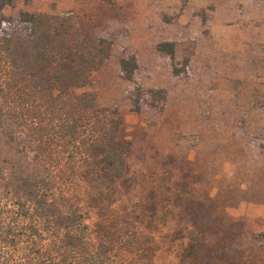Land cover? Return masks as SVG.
Wrapping results in <instances>:
<instances>
[{
	"label": "rangeland",
	"instance_id": "rangeland-1",
	"mask_svg": "<svg viewBox=\"0 0 264 264\" xmlns=\"http://www.w3.org/2000/svg\"><path fill=\"white\" fill-rule=\"evenodd\" d=\"M20 11L63 16L110 43L80 92L118 111L131 146L137 187L115 208L135 194L139 215L157 202L174 218L158 241L161 262L179 264L186 229L203 264H264V0H19L2 15L13 20L8 34L23 37ZM162 42L174 44L173 62ZM129 56L131 81L119 67Z\"/></svg>",
	"mask_w": 264,
	"mask_h": 264
},
{
	"label": "trees",
	"instance_id": "trees-1",
	"mask_svg": "<svg viewBox=\"0 0 264 264\" xmlns=\"http://www.w3.org/2000/svg\"><path fill=\"white\" fill-rule=\"evenodd\" d=\"M18 1L0 0V264H163L158 241L174 218L160 215L157 202L139 215L135 194L126 210L115 208L137 187L131 146L118 111L80 92L109 58L110 43L63 16L22 11L30 32L10 35L13 20L2 12ZM174 48L157 45L171 62ZM119 67L131 81L134 57ZM183 231L179 239L190 244L179 264H203L197 233Z\"/></svg>",
	"mask_w": 264,
	"mask_h": 264
}]
</instances>
